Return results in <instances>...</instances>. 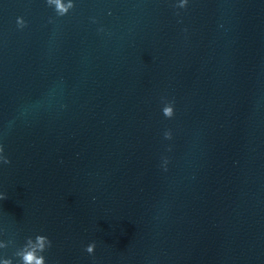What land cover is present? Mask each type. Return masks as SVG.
I'll return each instance as SVG.
<instances>
[{
    "label": "clouds",
    "instance_id": "1",
    "mask_svg": "<svg viewBox=\"0 0 264 264\" xmlns=\"http://www.w3.org/2000/svg\"><path fill=\"white\" fill-rule=\"evenodd\" d=\"M46 3L48 6L54 7L56 14L61 17L67 15L75 7L73 0H67L66 5L63 2H57L53 5V0H46ZM187 3L188 0H180L177 7L184 8L187 6ZM17 26L19 28H24L26 26V22L22 17L17 18ZM162 114L165 118L171 119L175 115L174 103L171 101L165 103L162 108ZM164 137L165 139H171V131H166ZM0 162L3 164L10 163L9 159L3 155L2 146H0ZM6 198V195L0 193V200ZM13 243L14 241L11 239L8 241H0V249H5ZM51 246L52 241L46 235L37 234L34 238L32 236L26 237L23 245L18 247L13 253V256L16 258L15 264H47L44 253L50 249ZM95 248L96 244L92 242L86 245L85 251L91 255L95 252ZM0 264H14V259L12 257L3 258Z\"/></svg>",
    "mask_w": 264,
    "mask_h": 264
}]
</instances>
